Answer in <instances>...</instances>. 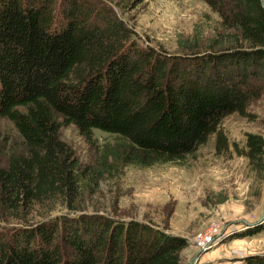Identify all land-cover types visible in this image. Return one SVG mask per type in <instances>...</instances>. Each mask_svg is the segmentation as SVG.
I'll use <instances>...</instances> for the list:
<instances>
[{
    "label": "trees",
    "instance_id": "trees-1",
    "mask_svg": "<svg viewBox=\"0 0 264 264\" xmlns=\"http://www.w3.org/2000/svg\"><path fill=\"white\" fill-rule=\"evenodd\" d=\"M201 1L218 17L213 37L176 55L141 48L103 0H0V117L20 140L0 164V223L21 222L0 225V264H183L184 238L81 208L102 174L179 163L211 136L226 153L223 119L253 117L248 107L264 94V0ZM63 125L85 139L116 136L99 169L80 164ZM233 150L264 177L261 135ZM60 208L66 215L50 216ZM260 230L264 222L237 236ZM243 262L264 264V252Z\"/></svg>",
    "mask_w": 264,
    "mask_h": 264
},
{
    "label": "rangeland",
    "instance_id": "rangeland-1",
    "mask_svg": "<svg viewBox=\"0 0 264 264\" xmlns=\"http://www.w3.org/2000/svg\"><path fill=\"white\" fill-rule=\"evenodd\" d=\"M103 1L131 29L141 48L178 55L185 43L192 44L196 38L206 42L217 28V15L201 0H142L133 8L130 0ZM115 1L124 11L114 6ZM248 111L253 115L250 119L231 114L220 124L230 146L228 152L218 154L211 136L179 163L111 170L97 181L95 193L86 195L82 213L151 223L166 234L184 238L183 264H244V257L264 252V230L237 236L246 229L245 222L259 220L264 200V177L233 150L236 145L243 151L247 133L264 138V94ZM59 136L80 164L92 170L102 166L103 153L117 141L115 135L100 130H93L91 138L85 139L73 125H63ZM19 141L13 124L0 117L1 165L5 153L18 147ZM67 212L60 208L50 216ZM34 220L41 221L38 216ZM19 223L9 220L0 225L10 229Z\"/></svg>",
    "mask_w": 264,
    "mask_h": 264
},
{
    "label": "water",
    "instance_id": "water-1",
    "mask_svg": "<svg viewBox=\"0 0 264 264\" xmlns=\"http://www.w3.org/2000/svg\"><path fill=\"white\" fill-rule=\"evenodd\" d=\"M263 221H264V200H263V203H262L261 216H260L259 220L256 223L259 224V223H261ZM256 223H248V222H245V226L254 225Z\"/></svg>",
    "mask_w": 264,
    "mask_h": 264
}]
</instances>
